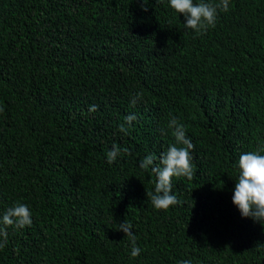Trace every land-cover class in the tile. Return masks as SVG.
<instances>
[{
  "label": "trees",
  "instance_id": "1",
  "mask_svg": "<svg viewBox=\"0 0 264 264\" xmlns=\"http://www.w3.org/2000/svg\"><path fill=\"white\" fill-rule=\"evenodd\" d=\"M144 6L0 0V213L24 203L33 220L7 228L0 264H264V226L232 203L234 165L264 146V0H229L200 34L168 0ZM172 118L194 174L173 177L181 203L157 210L138 164L175 143Z\"/></svg>",
  "mask_w": 264,
  "mask_h": 264
},
{
  "label": "clouds",
  "instance_id": "2",
  "mask_svg": "<svg viewBox=\"0 0 264 264\" xmlns=\"http://www.w3.org/2000/svg\"><path fill=\"white\" fill-rule=\"evenodd\" d=\"M144 11L147 8V0H138ZM169 6L184 18V28L197 34L205 32L210 27H215L220 12L229 11V0H168ZM142 93H136L130 104L135 106ZM0 107V112H3ZM90 112L97 111L96 105L89 107ZM137 119L134 113L124 118V123L119 125V131L125 135ZM172 130L175 143L169 145L166 151L157 157L149 154L139 160V168L150 171L155 176L154 191H146V197L157 210H168L171 206L181 203L172 192L173 177H185L191 179L194 170L191 151L194 145L186 135L183 124L176 118L168 123ZM127 148L123 152L127 153ZM121 154V148L113 145L106 153V162L113 164ZM238 177L234 184L232 203L237 207L244 218H251L254 222L264 226V146L255 150L244 152L240 155L238 164ZM33 223L32 212L27 204L15 203L0 213V249L7 245V228L22 229L30 227ZM117 231H122L131 244V256L137 257L140 248L136 245V235L132 231V225L126 220L119 223ZM179 264H192L191 260H181Z\"/></svg>",
  "mask_w": 264,
  "mask_h": 264
}]
</instances>
